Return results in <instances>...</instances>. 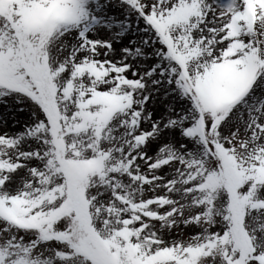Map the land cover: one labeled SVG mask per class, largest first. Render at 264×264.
<instances>
[{
	"label": "snow or ice",
	"instance_id": "snow-or-ice-1",
	"mask_svg": "<svg viewBox=\"0 0 264 264\" xmlns=\"http://www.w3.org/2000/svg\"><path fill=\"white\" fill-rule=\"evenodd\" d=\"M0 264H264V0H0Z\"/></svg>",
	"mask_w": 264,
	"mask_h": 264
}]
</instances>
